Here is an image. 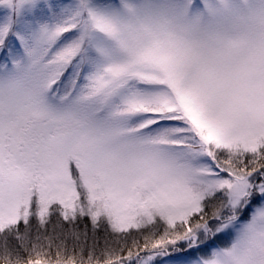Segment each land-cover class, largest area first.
<instances>
[{"label": "snow or ice", "instance_id": "1", "mask_svg": "<svg viewBox=\"0 0 264 264\" xmlns=\"http://www.w3.org/2000/svg\"><path fill=\"white\" fill-rule=\"evenodd\" d=\"M174 253L264 264V0H0V264Z\"/></svg>", "mask_w": 264, "mask_h": 264}, {"label": "trees", "instance_id": "2", "mask_svg": "<svg viewBox=\"0 0 264 264\" xmlns=\"http://www.w3.org/2000/svg\"><path fill=\"white\" fill-rule=\"evenodd\" d=\"M56 224H57V218L55 216H53L52 223L49 225V232L50 233L52 232L53 226H55ZM77 228L81 232L87 230L88 235H89V243H91L93 237H92V226H91L90 222L87 219H85L77 225ZM56 230L60 231L59 228H57ZM96 237L100 240V243L102 244L103 238L105 237V232H104L103 228H100L97 230ZM69 246H71V241H69Z\"/></svg>", "mask_w": 264, "mask_h": 264}, {"label": "rangeland", "instance_id": "3", "mask_svg": "<svg viewBox=\"0 0 264 264\" xmlns=\"http://www.w3.org/2000/svg\"><path fill=\"white\" fill-rule=\"evenodd\" d=\"M223 237H221L219 240L215 241V243L220 244L224 242ZM180 258V254L174 253L172 256L168 257H159L156 261V264H176V261Z\"/></svg>", "mask_w": 264, "mask_h": 264}]
</instances>
